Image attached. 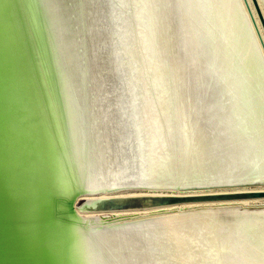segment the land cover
Here are the masks:
<instances>
[{"label":"water","instance_id":"1","mask_svg":"<svg viewBox=\"0 0 264 264\" xmlns=\"http://www.w3.org/2000/svg\"><path fill=\"white\" fill-rule=\"evenodd\" d=\"M248 183H264V62L239 0H0V264H264L263 210L86 227L72 209Z\"/></svg>","mask_w":264,"mask_h":264},{"label":"bare ground","instance_id":"2","mask_svg":"<svg viewBox=\"0 0 264 264\" xmlns=\"http://www.w3.org/2000/svg\"><path fill=\"white\" fill-rule=\"evenodd\" d=\"M249 11V10H248ZM253 15V14H252ZM261 26V25H260ZM262 29V28H261ZM257 44V43H256ZM258 45V44H257ZM262 56V55H261ZM263 59V57H262ZM264 62V61H263ZM226 186V185H225ZM137 186H122L120 188H115V189H109L106 191H100L97 193H100L99 195H94L89 197L91 194H85L83 193L82 195L80 194L78 197L75 198V202H72V209L75 213H77L79 216H83L85 217V226L86 227H92V226H107V225H113V224H120V219H123V214H127L128 212L130 213H142L141 211H146V212H152L154 213L155 211L157 212H170V211H175V212H183L185 211V209L183 207H186V205H190V206H195V204H201V200H208L210 202H233V201H249V200H264V196L262 197H233V198H201V197H205V196H215L217 194H227V193H248V191H263L264 192V188L262 186H255V188L253 186H240L239 188H233L230 189L232 191H227L225 190L226 188H223L224 190L222 191H217V192H201V193H192V191H198V190H194V189H185V191H179V189H177L176 187H147L144 189H147L148 193H138V194H122V195H117V194H113V192H118V191H122L125 190V188L130 189V188H136ZM145 187V186H144ZM142 188V187H141ZM187 188V187H186ZM184 190V188H183ZM204 190V189H203ZM211 190V189H210ZM201 191V190H200ZM172 194L173 196H179V197H191L189 199L185 200H181L179 202H170V204H164V205H154L151 206V204H153L155 202V199L153 200L154 196H160V195H170ZM138 195H143L146 196V199L144 200L146 204H149L150 206H142L143 208L141 209H135V210H123V211H109L111 214V217L107 216V217H100L101 213H103L104 211L102 210H97V206L101 204V201H103V199H107L108 197H122V196H138ZM192 197H197V198H192ZM80 200H86V204L82 205V207L84 208H88L87 211H90L89 214L87 215H81L80 211V207L78 201ZM171 200V199H170ZM138 201V202H137ZM137 201H128V204H135L141 205V200H137ZM160 201V200H159ZM166 201V200H163ZM168 202V201H167ZM206 202V201H204ZM125 202L122 201L119 204L123 205ZM104 204H108V202H104ZM116 204V203H115ZM211 204V203H210ZM117 205V204H116ZM81 206V205H80ZM199 206V205H197ZM146 207V208H145ZM108 212V211H107ZM125 212V213H124ZM123 213V214H120ZM123 215V216H122ZM94 216V217H91ZM88 217V218H87ZM91 217V218H90Z\"/></svg>","mask_w":264,"mask_h":264},{"label":"rangeland","instance_id":"3","mask_svg":"<svg viewBox=\"0 0 264 264\" xmlns=\"http://www.w3.org/2000/svg\"><path fill=\"white\" fill-rule=\"evenodd\" d=\"M258 1V4L261 6V10H262V13H263V16H264V0H257ZM239 3H240V6H242V9L244 11V14H245V17H246V20L248 21L249 23V26H250V29H251V32H252V35L255 39V42L258 44L257 45V48H258V51L261 53L262 57H263V61H264V46H263V43L261 41V37L263 38V42H264V34H263V31L261 29V26H260V22L257 21V18H256V15H255V11L253 9V6L250 4L249 0H248V3H249V6H251V11H252V14H253V17L255 19V21L257 22V26H258V29L260 30V33H261V37L258 36V33H256L257 29H256V26H254V22H252V19H251V15L249 16V11L247 10V7L244 5V1L243 0H239ZM260 40V41H259ZM261 42V43H260ZM253 186L255 188V186H262L264 188V183H248V184H232V185H217V186H213V187H185L184 190L183 188H177L179 189V191H185V189H194V190H198V191H192V193H201V192H217V191H222L224 190L223 188H226L225 190L227 191H232L233 188H236L237 187L239 188L240 186L244 187V186ZM204 189V190H203ZM211 189V190H210ZM232 189V190H230ZM201 190V191H200ZM209 190V191H208ZM148 193L147 189H144V188H141V187H136V188H130V189H127L125 188V190H122V191H118V192H113V194H119V195H122V194H138V193ZM100 193H93L91 194L89 197L91 196H94V195H99ZM203 202H201V204H195V206H190V205H186V207H183L186 210H192V209H201V207H217V206H233V205H239L241 208L245 209V210H249V209H253V210H263L264 211V200H249V201H233V202H210L208 200H201ZM206 201V202H204ZM79 204V207H80V211L83 212L81 213V215H87L89 214L90 211H87L88 208H83L82 205H85L86 204V200H80L78 201ZM211 203V204H210ZM81 205V206H80ZM199 205V206H197ZM98 211L99 210H103L104 212L101 213V216L100 217H111V214L109 211H122V210H119V209H97ZM108 211V212H107ZM142 213H130L128 212L127 214H123V213H120V214H123V219H120V220H117V221H120L121 223L123 222H127V221H134V220H139L140 218H151V217H154V216H163V215H170L172 213H175V211H170V212H157L155 211L154 213L152 212H146V211H141ZM133 215H137L136 217H132ZM91 217H94V216H91ZM90 217V218H91ZM88 218V217H87Z\"/></svg>","mask_w":264,"mask_h":264}]
</instances>
